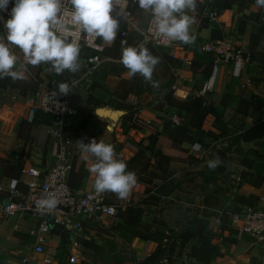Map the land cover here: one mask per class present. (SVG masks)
<instances>
[{
  "label": "crops",
  "instance_id": "1",
  "mask_svg": "<svg viewBox=\"0 0 264 264\" xmlns=\"http://www.w3.org/2000/svg\"><path fill=\"white\" fill-rule=\"evenodd\" d=\"M215 1L220 8V15L215 20L207 21L199 15L205 0H196L195 11L188 12L194 16V22L189 27V34L194 36V40L192 43L181 42L186 51L185 59L175 57L181 66L174 68V75L178 82L183 81L182 89L187 92L191 89L196 96L203 98L200 113L188 107H173L176 111H168L164 107H142L138 109V116L142 121L140 120L138 127L132 126L128 137H125L115 131L118 127L108 112L109 104L101 108L87 103L88 93L82 88H74L69 93V100L75 113L68 120V132L78 144L79 141L87 143L90 139L103 140L110 144L121 142L123 156L129 161L126 171L137 173V183L131 188L132 191L146 189L148 192L156 184L162 196L161 192L171 179L172 183L176 184L172 194L181 188L180 198L187 192L184 190L189 189L198 192L197 195L204 200L202 203H212L211 196L214 195L223 200L221 203H230V207L235 209H264V116L260 117V113L264 112V7L257 5L256 0ZM138 14L140 21L145 22L148 12L138 8ZM216 39H227L243 51L249 52V60L236 67L233 64H214L211 54L201 51L200 45ZM114 43L117 49V35ZM103 44L106 52L104 41ZM207 81L210 88L204 90ZM4 92L0 88V98ZM19 106L25 108L22 116L17 118L11 128L8 126V133L0 131V143L7 150L17 145L16 138H13L14 133L20 128L21 121L30 117V100L13 93L10 100L0 101V128L7 126V120L12 119ZM96 108L102 109L101 112L96 111ZM178 111L185 120L182 128L166 125L157 116V112ZM259 121L263 123L262 130L256 135L249 133L246 137V130ZM115 138L119 140L114 141ZM112 140L114 142H111ZM193 144L200 145V148L195 150ZM47 145L43 152L40 147H31L30 156L20 159L22 164L49 169L55 147L52 140ZM138 148L146 152L138 155ZM34 149L40 153L33 151ZM20 151L21 148L18 152H12V155L19 156ZM77 152L81 155L76 156L73 163L78 179L74 186L88 188L94 183L95 173L90 169L95 162H90V153H83L80 148ZM199 153H202L201 158H204L200 163L196 158ZM139 159L143 165L140 175L133 166ZM209 160L216 161V166L225 165L226 170L217 173L211 170L210 166H215L213 162L209 163V167L201 164ZM153 162L157 165L156 170L153 168ZM221 172H226L232 180L228 183L222 181ZM186 178L188 179L185 180ZM179 179L180 181H176ZM217 184L220 186L218 192L214 193ZM14 187L15 183L8 179L0 181L1 191ZM22 188L23 186L20 189ZM186 195H189V198L192 196ZM193 196L197 198L196 195ZM108 198L111 202L123 201V198H118L111 192H108ZM137 206L143 209L137 220L142 226L140 229L148 234L154 230H163L164 226L160 224L159 219H154L149 209L150 204L138 203ZM91 226L92 223H87L86 239L83 240L80 257L74 264H108L101 258L113 256L109 254L108 249L101 247L98 250L105 252L104 255L91 249L85 255L82 248L101 244V241L106 239L104 236H108L105 233L102 234L103 237L93 233L87 234ZM35 228L36 220L31 215L0 218V264H17L24 254L31 252L35 242ZM227 231L222 233L221 243L212 250L210 264H264V240L258 241L249 235H236ZM130 239L123 252L122 264H135V260H144L155 246L153 241L137 234L132 233ZM47 240L45 252L51 260L44 262L43 255H35L28 264H69L59 250L61 239L57 232L52 231Z\"/></svg>",
  "mask_w": 264,
  "mask_h": 264
},
{
  "label": "rangeland",
  "instance_id": "2",
  "mask_svg": "<svg viewBox=\"0 0 264 264\" xmlns=\"http://www.w3.org/2000/svg\"><path fill=\"white\" fill-rule=\"evenodd\" d=\"M4 33L0 28V36H3ZM134 40V38H130L125 47L134 46ZM114 42L115 39L111 43L105 42L107 46L106 59L87 80H80V85L77 84L75 88H82L88 93L87 103L101 108L105 104L110 105L108 112L111 118L113 116L112 121L117 123L118 129H115V131L120 136L128 137L131 127H138L140 120L142 121L138 116V109L142 107H164L168 111H176L173 107H188V109L200 113L204 103L203 98L196 96V93L191 89L189 92L182 89L183 81L178 82L176 75H174L176 73L174 68L181 66V63L173 54L164 49L147 47L153 56L158 57V63L152 72V80L148 81L139 73L129 77L128 70L120 62L121 51L115 48ZM12 49L18 56L15 70L23 71L24 75L22 78L9 76L0 78V88L5 91L0 101L2 99L4 102L10 100L13 93L20 97L30 98L31 92L39 87H50L81 78L84 67L81 55L78 57L80 67L75 73H69L65 70V72L58 75L49 63L42 62L36 66L26 64L22 51L16 46H12ZM153 81L156 82V86H153ZM24 109L19 106L12 119L7 120V126L0 128V131L8 133V126L11 128L14 125L17 118L22 116ZM101 110L96 108V111L101 112ZM178 113L181 112L178 111ZM263 116L264 112H261L260 117ZM38 119V117L28 118L25 124H22L23 121H21L20 128L16 134L14 133L13 137L16 138L17 145L10 148V150H7L0 143V181L8 179L10 182H14L16 187L21 188V185L17 182L18 168L23 165L21 161L24 156H30L29 151L32 147L29 142L30 133H34ZM117 140L119 139H114V141ZM20 148L19 156L12 155V152H18ZM149 148L151 150V147ZM45 150L46 146L42 149V152ZM33 151L38 150L34 149ZM141 152L146 151L138 148V155H141ZM201 157L202 153L196 155L198 163L204 161V158ZM138 158L142 159L141 156H138ZM140 159L133 165L139 175L143 168ZM122 160L129 168L128 159L122 158ZM90 162H95V157L91 156ZM212 162L214 165L216 164V161L213 160L201 164L209 167V163ZM84 166L86 167L87 164ZM210 167L211 170L217 173L220 170H226V166L222 164ZM153 168L155 170L157 168L155 162H153ZM75 170L73 168L70 174L72 185H75L78 181L74 173ZM221 173H223L222 181L228 183L232 180V177L226 172ZM180 179L176 181H180ZM169 181L164 188L165 190L161 192L162 196L156 184L148 192L146 189L141 191L130 190L129 195L125 197L129 199V202H127L129 205L123 206V203L126 202H120L122 204L118 206L116 216L105 218L100 223H92L87 234L93 233L103 237L102 234L105 233L108 236H104L106 239L101 241V244L84 245L85 249L82 248V250L85 251V255L89 249L104 255L105 252L98 250L101 247L108 249L109 254L113 255L112 257H102L103 262L109 264L116 261L122 264L124 249L128 247L131 240L130 236L133 233V235L137 234L139 237H145L155 244L152 252L144 260L133 261L135 264H210L212 250L221 243L222 233L224 231L228 232L224 209L230 207V203H221L223 200L212 194V203H202L204 200L200 195H197L198 192L189 189L184 190L187 192L180 198L179 189L181 188L177 186L178 189H175V193L172 194V189L176 184H173L171 179ZM219 186L217 184L214 187V193L218 192ZM112 194L117 196L114 193ZM186 194H192L191 198ZM193 195H196L197 198H194ZM118 201L121 200L118 199ZM138 203L150 204L149 209L153 213L154 219L158 218L160 224L164 226L162 231L154 230L151 234H148V232L140 229L142 226L138 224L137 220L143 209L137 206Z\"/></svg>",
  "mask_w": 264,
  "mask_h": 264
},
{
  "label": "built area",
  "instance_id": "3",
  "mask_svg": "<svg viewBox=\"0 0 264 264\" xmlns=\"http://www.w3.org/2000/svg\"><path fill=\"white\" fill-rule=\"evenodd\" d=\"M12 0L0 16L8 18L12 8ZM71 9L69 0H62V9ZM137 0H115L113 16L119 20L117 31V45L120 51L126 46L127 40L135 36V47H153L169 51L174 57L185 59L181 41H167L158 37L151 29L152 16L148 12L145 22H141L138 14ZM202 19L215 20L220 15V8L215 0H205V4L199 13ZM1 30L3 28L0 22ZM71 26V25H70ZM80 53L84 67L79 80L67 81L69 91L73 90L81 81L86 80L96 70L105 57V46L100 37L81 32L79 38ZM200 50L211 54L214 64H233L241 66L250 58V53L243 51L227 39H216L203 42ZM210 88L207 81L204 90ZM70 93V92H69ZM69 93L59 92L58 84L54 86H42L31 92L30 119L34 117L35 110L51 117L49 122L36 121L34 133L29 138L32 147L43 149L52 140L55 147L54 158L49 169H39L31 165H20L18 168L17 182L23 186L11 188L0 193V218L21 217L31 215L36 220L35 242L31 252L24 254L17 264H28L35 255H43V261L49 262L51 258L45 252L47 237L52 231L60 236L59 250L65 255L69 264L78 261L87 223H100L105 218L116 216L117 209L123 202L129 205V199L120 202H111L108 192L97 193L94 183L86 188L84 186H72L69 182L74 159L81 155L79 144L68 132V120L75 113L70 104ZM159 119L164 124L180 126L185 123L184 117L174 112H157ZM149 121H147L148 123ZM114 148V156L122 160L124 158L121 142L111 144ZM196 150L200 145L193 144ZM78 154V155H77ZM1 190V189H0ZM55 196L58 203L54 208L48 209L40 205V200L49 195ZM226 224L229 232L236 235H249L258 241L264 240V209L257 207L224 209Z\"/></svg>",
  "mask_w": 264,
  "mask_h": 264
},
{
  "label": "clouds",
  "instance_id": "4",
  "mask_svg": "<svg viewBox=\"0 0 264 264\" xmlns=\"http://www.w3.org/2000/svg\"><path fill=\"white\" fill-rule=\"evenodd\" d=\"M10 0H0V12L7 9ZM71 9H62V0H12L7 19L0 16L6 30L0 36V78H22L23 71L15 70L18 56L12 46L18 47L26 64L36 66L49 63L58 75L75 73L80 65L79 38L81 32L100 37L111 43L117 35L119 20L112 15L115 0H69ZM138 7L149 12L154 27L151 31L167 41L192 43L194 36L189 27L194 22L196 0H137ZM264 7V0H256ZM71 25V26H70ZM120 62L128 70L129 77L139 73L145 80H152V72L158 63L147 47L128 46L121 50ZM156 86V82H152ZM59 92L69 93L68 83L58 85ZM83 153L95 157L90 171L95 173L94 189L97 193L111 192L118 198L129 195L137 183L134 171H126L127 164L115 158L114 148L103 140L79 141ZM87 159V157H85ZM58 203L53 195L40 200L44 208H54Z\"/></svg>",
  "mask_w": 264,
  "mask_h": 264
},
{
  "label": "trees",
  "instance_id": "5",
  "mask_svg": "<svg viewBox=\"0 0 264 264\" xmlns=\"http://www.w3.org/2000/svg\"><path fill=\"white\" fill-rule=\"evenodd\" d=\"M34 117H38L39 119L37 120V121H40V122H49L50 121V119H51V117L49 116V115H47V114H43V113H41L39 110H35V112H34ZM41 117V118H40ZM43 117V118H42ZM26 123V120H24L23 122H22V124H25ZM167 125H169V124H167ZM181 126V125H180ZM177 127H179V126H177ZM262 128H263V123L261 122V121H259V122H257L254 126H252V127H250V128H248L247 130H246V133H245V136L247 137V136H249V133H253V134H257L258 133V131H261L262 130ZM72 186H74V185H72Z\"/></svg>",
  "mask_w": 264,
  "mask_h": 264
}]
</instances>
